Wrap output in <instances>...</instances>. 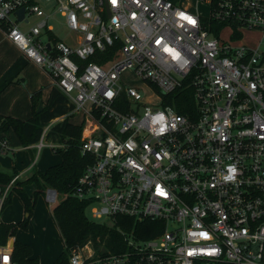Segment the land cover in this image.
I'll return each instance as SVG.
<instances>
[{"label":"built area","instance_id":"obj_1","mask_svg":"<svg viewBox=\"0 0 264 264\" xmlns=\"http://www.w3.org/2000/svg\"><path fill=\"white\" fill-rule=\"evenodd\" d=\"M194 7L0 0L7 39L67 97L71 116L81 117L79 150L89 162L71 196L109 228L119 218L152 223L148 238L118 228L121 238L71 248L67 264H264V0H194ZM57 15L72 41L55 34ZM30 16L37 21L22 30ZM211 20L225 23L217 35ZM244 30H260L256 47L240 42ZM131 76L144 89L131 85ZM184 86L195 108L180 114L171 105ZM64 118L22 149L39 152ZM14 152L0 131V155ZM19 177L0 187V216ZM45 197L53 204L57 193L48 188ZM11 241L0 245V264H19Z\"/></svg>","mask_w":264,"mask_h":264},{"label":"trees","instance_id":"obj_2","mask_svg":"<svg viewBox=\"0 0 264 264\" xmlns=\"http://www.w3.org/2000/svg\"><path fill=\"white\" fill-rule=\"evenodd\" d=\"M224 26L225 23L210 21V31L214 35H217ZM0 29L2 30L1 26ZM50 37L53 36L50 35ZM90 61L100 63L96 57H92ZM26 65L27 61L20 56L0 75V95L9 85L22 82L20 74ZM42 90L40 88L30 94L31 116L28 119L21 120L0 115V131L7 133L12 130L20 145L26 147L39 140L43 128L52 120L65 116L62 121L50 127L46 137L53 143L64 144V149L56 151L61 156V162L49 166L44 171L35 170L25 180L13 182L4 206L15 197L21 203L24 217L18 223L0 222V245H4L9 238L14 237L18 228L27 229L28 219L32 215L36 197L46 188L53 189L63 196L51 211V217L59 229L65 246V250L58 256L55 264H67L68 251L71 248L83 246L88 241L97 245V239L102 240L106 235L121 238L118 228L124 233L133 232L143 238L152 236V233H144L152 225L151 222L134 223L132 219L119 218L117 225L113 228H109L106 224H97L88 217V204L71 196L77 179L89 162L88 157L82 156L79 150L82 125L69 122L68 118L71 116L70 112L73 106L54 85L51 87L45 103H42L41 110L37 113ZM175 96L178 97L171 106L177 113L186 114L193 111L195 107L191 88L184 86L177 91ZM16 174L14 169L11 174L0 170V187L3 189L7 186ZM28 184H34L36 187L32 195H28L24 189ZM12 257L19 264H38V259L33 255L31 247L18 241L14 242Z\"/></svg>","mask_w":264,"mask_h":264},{"label":"rangeland","instance_id":"obj_3","mask_svg":"<svg viewBox=\"0 0 264 264\" xmlns=\"http://www.w3.org/2000/svg\"><path fill=\"white\" fill-rule=\"evenodd\" d=\"M171 2L177 3L181 6L188 7L190 10H194V0H169ZM53 2H50L49 5H53ZM198 11L206 15L207 9L203 6L198 7ZM29 24L20 25L22 30H26L28 27L33 25L37 20L30 16ZM54 26V32L59 39L64 41H72L73 34L68 31L63 25V19L57 15L56 20L51 22ZM230 30L224 29L221 32V39H229ZM260 30H244L243 36L241 38V43L249 46L251 48L256 47L257 41L261 37ZM17 55H21V52L7 39L3 31L0 29V73L5 70L6 65ZM41 74L46 78L48 83H51L49 77L40 69ZM28 74V75H27ZM33 74L32 69H27L26 75L31 76ZM127 81L136 86L138 89H144V84H142L135 77H127ZM33 80H36L33 78ZM32 80L25 79V81L20 82L19 84L12 85L10 90H13L12 94L3 93L0 95V114L2 115H17L20 118L28 115L29 108V95L31 90ZM144 95V91L140 90ZM45 99V98H44ZM42 99V103H45V100ZM31 104V102H30ZM31 113V110H30ZM31 116V114H30ZM28 119V118H27ZM69 122L72 124H79L81 122V117L79 114H74L70 116ZM10 143L13 145L14 149L19 148L20 143L17 139L15 133L11 130L9 132ZM51 144H54L51 141H45V147H43L39 152L36 148L32 152H15L13 154L7 153L5 155H0V170L4 172H11L10 166L12 163L19 158L25 159V165L29 166L37 155L36 165L34 169L43 170L50 165L60 162L61 156L59 153H56V150L50 147ZM38 152V153H37ZM22 162H20L21 164ZM12 173V172H11ZM30 189H34L33 186H30ZM46 190H43L42 193L38 194L36 197V202L32 210V215L28 219L27 229L18 228L14 238L23 244H27L35 249L39 255L40 264H54V261L58 255H60L64 250L65 246L63 240L60 237L59 229L56 223L51 217L52 208L58 204L63 196L61 194L57 195V200L53 204H49L45 200ZM88 217L91 221L97 224H105L104 219H92L90 211L87 209ZM24 217V211L21 206V203L13 197L11 202L4 206L0 220L3 222H18ZM11 244V243H10Z\"/></svg>","mask_w":264,"mask_h":264},{"label":"crops","instance_id":"obj_4","mask_svg":"<svg viewBox=\"0 0 264 264\" xmlns=\"http://www.w3.org/2000/svg\"><path fill=\"white\" fill-rule=\"evenodd\" d=\"M22 57V55H17V57H14L7 65H6V67L8 68L18 57ZM27 61V60H26ZM7 68H5V70L7 69ZM27 69H32V71H33V74L31 75V76H27L26 75V72H27ZM4 70V71H5ZM3 70L1 71V73H0V75L4 72ZM42 71V70H41ZM20 77L22 78V81H25V79H29V80H32V82H31V92H30V94L32 93V92H34V91H36V90H38V89H40V88H42L43 90H42V94H41V100L42 99H44L45 101H46V99L48 98V95H49V92H50V89H51V87L53 86L51 83H48L47 81H46V78L41 74V72H40V69L37 67V66H35L33 63H31V62H29V61H27V65H26V67L22 70V72H21V74H20ZM33 78H35L36 80H33ZM12 85H14V84H12ZM12 85H9L2 93H1V96L3 95V93H5L6 92V94L7 93H10V94H12L13 92V90H10V87L12 86ZM28 108H29V112H28V115H26L25 117H23V118H20L19 116H17V115H3V116H10V117H14V118H17V119H21V120H26L27 118H29L30 117V110H31V104H30V95H29V103H28ZM0 115H2V114H0ZM9 132H11V130L10 131H8L7 132V134L9 135ZM13 146V145H12ZM22 147L23 146H19V148H16L15 149V152H25V151H30V152H32L33 150H34V148H30V149H26V150H23L22 149ZM14 152V153H15ZM26 159V158H25ZM25 159H21V158H19L18 160H16L15 162L16 163H12V166H10V170H15L16 171V175H20V177H19V179L18 180H25V179H27L28 177H30L31 176V174L35 171V170H38V169H34V166L36 165V161H37V155H36V157H35V159L32 161V163L29 165V166H26L25 165ZM20 162H22L21 164H20ZM60 162H61V160H60ZM60 162H58V163H60ZM58 163H56V164H58ZM53 165H55V164H53ZM30 166H32L30 169H28ZM50 166H52V165H50ZM49 167V166H48ZM47 167V168H48ZM46 169V168H45ZM45 169H43V170H41V171H44ZM2 171V170H1ZM4 172V171H3ZM12 172V171H11ZM11 172H7L8 174H11ZM6 173V172H5ZM30 186H33L34 187V189L32 190V189H30L31 187ZM35 185L34 184H28V185H26L25 187H24V189H25V191H26V193L28 194V195H32V193H33V191L35 190ZM48 189V188H47ZM53 190V189H52ZM57 193V192H56ZM57 195H58V193H57ZM45 200H46V197H45ZM47 202V201H46ZM2 214V213H1ZM23 219V218H22ZM21 219V220H22ZM20 220V221H21ZM20 221H18V222H20ZM0 222H3V221H1L0 220ZM18 222H4V223H18ZM12 239V241L13 242H15V241H17L14 237H12L11 238ZM31 247V246H30ZM31 249H32V251H33V255L34 256H36L37 257V259L39 258V255H38V253L35 251V249L33 248V247H31ZM59 256V255H58ZM58 256L56 257V259L58 258ZM56 259H55V261H56ZM55 261H54V264H55ZM38 264H40L39 263V259H38Z\"/></svg>","mask_w":264,"mask_h":264},{"label":"water","instance_id":"obj_5","mask_svg":"<svg viewBox=\"0 0 264 264\" xmlns=\"http://www.w3.org/2000/svg\"><path fill=\"white\" fill-rule=\"evenodd\" d=\"M23 15H24V9L23 8L16 11V16H17L18 20H21L23 18ZM41 108H42V100H39L37 113L41 110ZM10 243H11V245H13L14 242L11 241Z\"/></svg>","mask_w":264,"mask_h":264},{"label":"snow or ice","instance_id":"obj_6","mask_svg":"<svg viewBox=\"0 0 264 264\" xmlns=\"http://www.w3.org/2000/svg\"><path fill=\"white\" fill-rule=\"evenodd\" d=\"M113 2H115V0H113ZM181 15L183 16V14H181ZM185 18L186 19H189L190 22L195 23V21H192L190 18H187V17H185ZM156 42H157V44H160L161 43V40L158 39ZM165 50L166 51H172L171 49H168V48H165Z\"/></svg>","mask_w":264,"mask_h":264},{"label":"clouds","instance_id":"obj_7","mask_svg":"<svg viewBox=\"0 0 264 264\" xmlns=\"http://www.w3.org/2000/svg\"><path fill=\"white\" fill-rule=\"evenodd\" d=\"M172 55H173V57H175L176 55H178L177 53H175V52H172Z\"/></svg>","mask_w":264,"mask_h":264}]
</instances>
